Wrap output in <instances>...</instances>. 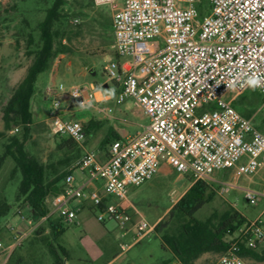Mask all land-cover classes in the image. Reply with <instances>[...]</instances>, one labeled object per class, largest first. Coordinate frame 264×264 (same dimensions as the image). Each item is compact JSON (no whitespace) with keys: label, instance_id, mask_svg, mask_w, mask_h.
Segmentation results:
<instances>
[{"label":"built area","instance_id":"1","mask_svg":"<svg viewBox=\"0 0 264 264\" xmlns=\"http://www.w3.org/2000/svg\"><path fill=\"white\" fill-rule=\"evenodd\" d=\"M9 1L0 0V5ZM94 1L110 4L113 11L118 59L110 60L105 72L119 85L114 100L122 104L133 99L148 125L114 140L103 159L94 151L82 153L71 167L73 172L86 173L87 182L100 181L101 190L86 192L72 172L63 191L51 198L52 213L74 222L79 204L88 199L100 223L113 221L123 228L132 223L123 205L127 188L150 180L163 162L193 182L234 167L250 176L264 166V133L228 99L249 87L264 96V0ZM96 91L75 87L69 96L86 106L103 100L96 98ZM57 106L55 100L48 116L52 134L70 136L81 146L86 138L83 124L64 120ZM245 198L256 202L253 191H245ZM13 231L9 249L25 237L20 230ZM240 233L245 247L255 249L264 243L259 218L248 221ZM145 234L138 231L132 243L120 242L121 253ZM239 252L240 245L231 243L216 264H248Z\"/></svg>","mask_w":264,"mask_h":264},{"label":"rangeland","instance_id":"2","mask_svg":"<svg viewBox=\"0 0 264 264\" xmlns=\"http://www.w3.org/2000/svg\"><path fill=\"white\" fill-rule=\"evenodd\" d=\"M52 1L10 0L0 5V131L3 130V107L13 89L25 76L31 62V58L25 55L27 32L44 17L45 10ZM63 13L66 18L63 23L66 38L63 43L70 49L65 53V61L77 57L88 69L82 71L71 68L70 71H65V66L61 64L55 83L51 79L53 70L45 71L37 77L35 93L40 94L45 92L46 88H51L53 91L48 94V103L51 107L55 100H60V105L56 108L59 115L72 88L88 86L92 82L103 85L107 80L105 67L110 59H118L112 47L113 33L108 24L112 21L113 14L110 4H96L94 0H66ZM108 87L109 91L114 92L115 86L112 83L109 82ZM241 96L245 97L253 126L264 133V96L257 89L249 87L241 93H231L228 99L232 104ZM108 105L111 109L124 112L126 121L120 122V127L117 128L122 138L141 132L148 125L147 117L142 114L133 99L126 98L122 104H117L114 100ZM21 132L19 129L17 132H9V135L21 136ZM30 137L26 144L30 154L45 164L57 158L55 141L62 137L52 134L49 117L32 125ZM93 141L95 137L90 139V142ZM3 143L4 139H0V154L3 152ZM92 151L105 155V151L100 150L98 144ZM12 167V160L7 158L0 168V193L5 195L10 205V212L0 218V242L5 248L0 253V259H7L4 264H36V259H41L43 264H52L53 257L48 245L55 249L61 259H70V264H162L168 259L169 253L161 248L158 235L150 227L157 220L163 223L162 227L167 224L172 206L192 183L189 175L179 173L173 168L169 171L159 169L150 180L139 186L128 187L123 205L127 208L132 223H127L123 228L113 221L100 223L95 217L90 201L81 207L74 222L67 223L60 219L57 213H52L51 198H48L51 219L59 220L63 227V232L55 238L46 221H33L28 208L15 201L18 183L16 180H10ZM258 172L264 178V166ZM74 176L77 179L78 170L74 171ZM227 177L228 170H219L212 175V179L207 180L213 192L209 202L200 208L195 216L203 220L214 211L222 213L229 205L248 221L261 216L264 192L255 204H251L246 200L245 192L227 184ZM133 224L137 227L134 234L138 231L146 234L131 249L121 253L119 242L130 244L133 241L132 235L121 237V233L130 229ZM16 229L25 237L9 249V246L14 244L13 230ZM61 249L65 250V255ZM210 255V259H218L220 256L213 253ZM78 259L82 261L79 262Z\"/></svg>","mask_w":264,"mask_h":264},{"label":"trees","instance_id":"3","mask_svg":"<svg viewBox=\"0 0 264 264\" xmlns=\"http://www.w3.org/2000/svg\"><path fill=\"white\" fill-rule=\"evenodd\" d=\"M65 3L66 0H53L46 8L44 17L27 32L25 55L31 58V62L25 76L13 89L3 107V130L0 131V139H4L0 168L7 158L12 160L10 180H16L18 183L15 201L28 208L33 221L38 222L46 217L44 221L48 223L55 238L63 232V227L59 220L51 219L47 200L63 191L65 178L73 172L71 167L81 157L82 148L70 136L57 135L62 137L55 141L58 156L54 161L45 164L28 152L26 144L31 138V127L35 124L30 102L35 93L37 77L50 70L60 54L70 51L63 43L66 38L63 29L66 20L63 13ZM232 106L242 116L250 118L251 113L246 108L245 97L235 99ZM107 123L108 120L91 119L83 124L86 137L95 135ZM15 128L22 130L21 136L9 135ZM118 139L122 137L109 127L99 143L100 150H104L106 154L109 145ZM212 192L213 188L207 181H192L172 206L167 224L162 227L163 223L158 222L153 227L160 239L161 248L171 255V261L193 264L206 253L224 254L231 243L236 242L240 245L239 255L242 258L258 259L256 248L245 247L241 242L240 231L248 220L233 206L229 205L222 213L214 211L203 220L195 216L196 212L209 202ZM9 212L10 205L5 195L0 193V218ZM237 232L239 234L236 238L228 239ZM48 250L53 257L52 264H65L51 245H48ZM61 252L66 254L63 249ZM169 263L170 259L163 262Z\"/></svg>","mask_w":264,"mask_h":264},{"label":"crops","instance_id":"4","mask_svg":"<svg viewBox=\"0 0 264 264\" xmlns=\"http://www.w3.org/2000/svg\"><path fill=\"white\" fill-rule=\"evenodd\" d=\"M110 28L112 29V21L108 23ZM113 33V29H112ZM114 49V36H113V45ZM115 51V49H114ZM57 61L53 62V65L50 69L53 70L51 74V79L53 83H55L56 78L58 74L60 73L59 67L61 64L65 66V71H70L71 68H75L78 70H87L86 66H84L83 61L80 60L77 57H71L68 61L66 60V54H60L57 58ZM111 60V59H110ZM93 71V70H91ZM112 83L115 86L114 92L109 91L108 83ZM81 88V87H80ZM86 89L87 91H93L96 89L97 91L95 92V96L97 99L103 98V100L99 103H93V104H88L86 106H80L74 101L70 96L65 98V107L63 108L61 112V116L64 120L66 121H79L82 124L87 123L91 119H97V120H108V123L104 125L95 135L89 136L85 138L84 143L81 145L82 152L86 151H92L95 150L96 145L100 143V139L107 133L108 128H112L115 130L118 134L117 128L120 127L119 123L120 122H125L126 120L124 119V112L122 110H115L112 109L110 113H106L105 110L108 108H112L110 105H108L110 102H113L115 99V95L117 91L119 90V85L117 83L111 82L108 79L103 85H100L99 83L92 82L89 83L88 86L82 87ZM47 89L45 92H42L40 94L34 93V95L31 98L30 102V110L33 116V121L36 123V121H44L48 119L49 116V111H50V105L48 103V92ZM59 105H60V100H57ZM49 105V106H48ZM117 126V127H116ZM92 137H95V141L90 142V139ZM100 158H104V155H100ZM170 166L167 165L166 163H163L162 166H160V170L163 171H169ZM79 176L76 179V182L79 185H83L86 192H89L90 190L97 188L101 190V182L100 181H93V182H87V175L86 173H83L81 171H78ZM74 175V172H73ZM76 178V177H75ZM227 184L234 189H239L243 192L250 190L253 191L256 194V200L258 199L259 196H263L264 192V178L263 176L257 171L256 173L250 175V176H244L241 175L237 168H231L228 169V177H227ZM258 192H261L258 193ZM88 199H83L81 203L79 204V211L81 210V207L88 203ZM76 203V202H75ZM169 208H167L168 211ZM78 211V212H79ZM264 208L261 211V216L258 218L263 221L264 225ZM257 219V218H256ZM158 220L150 227L153 228L157 224ZM136 225L133 224L130 229H127L123 233H121V237H124L126 235H132L133 239L135 238L136 233L135 232ZM238 232L234 233L232 236H229L228 239H233L238 236ZM139 242V241H138ZM137 242V243H138ZM120 243V242H119ZM132 248V247H131ZM5 248H0V253L3 252ZM257 255L259 256L258 259H251V258H244V260L248 264H263L264 263V243H260L257 248L255 249ZM167 252V251H166ZM211 253H206L202 255L199 259H197L193 264H216L218 259H210L211 258ZM1 257V255H0ZM219 258V257H218ZM170 259L169 264H178L177 261L172 260L171 261V255L169 254V257L167 260ZM7 259H0V264H4V262ZM65 264H70V259H63ZM115 260V259H113ZM79 262H81V259H78ZM166 261V260H165ZM36 264H43V261L41 259H36L34 261ZM111 262L107 263L110 264ZM135 264V263H133ZM163 264V262H162Z\"/></svg>","mask_w":264,"mask_h":264},{"label":"clouds","instance_id":"5","mask_svg":"<svg viewBox=\"0 0 264 264\" xmlns=\"http://www.w3.org/2000/svg\"><path fill=\"white\" fill-rule=\"evenodd\" d=\"M249 83L252 85H255L257 83V81L256 80H250Z\"/></svg>","mask_w":264,"mask_h":264},{"label":"water","instance_id":"6","mask_svg":"<svg viewBox=\"0 0 264 264\" xmlns=\"http://www.w3.org/2000/svg\"><path fill=\"white\" fill-rule=\"evenodd\" d=\"M92 73L94 74V71H92Z\"/></svg>","mask_w":264,"mask_h":264}]
</instances>
